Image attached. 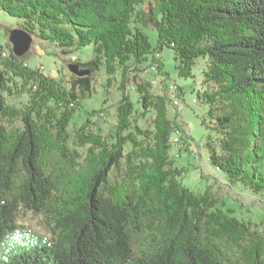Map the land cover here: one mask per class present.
<instances>
[{
  "label": "trees",
  "instance_id": "1",
  "mask_svg": "<svg viewBox=\"0 0 264 264\" xmlns=\"http://www.w3.org/2000/svg\"><path fill=\"white\" fill-rule=\"evenodd\" d=\"M0 9L64 54L93 45L89 60H74L92 72L120 70L126 80L150 60L169 96L159 52L174 50L183 77L203 60L197 97L220 136L207 142L209 159L232 184L264 195V0H0ZM27 53L11 49L0 68V264H264V239L242 245L248 224L182 182L171 137L179 132L187 150L192 139L148 83L138 85L139 102L155 109L154 129L132 125L126 96L115 142L89 130L88 118L76 131L88 145L82 154L69 146L68 126L92 76L71 72L65 84L27 67ZM16 79L29 96L22 107L4 95ZM21 209L43 216L51 236L20 223ZM227 244L242 248L237 261Z\"/></svg>",
  "mask_w": 264,
  "mask_h": 264
},
{
  "label": "rangeland",
  "instance_id": "2",
  "mask_svg": "<svg viewBox=\"0 0 264 264\" xmlns=\"http://www.w3.org/2000/svg\"><path fill=\"white\" fill-rule=\"evenodd\" d=\"M21 22L20 19L10 16L0 9V47L2 46L0 49V68L2 69H5V63L11 59L12 44L9 40V34L12 30L19 28ZM146 32L149 34L151 43L156 45V30L148 28ZM92 55L93 45L81 47L72 54H64L54 44L35 37L29 52L26 54L25 65L31 69H39L44 74L68 84L72 72L70 65L75 64L74 60L87 61ZM158 56L164 63V73L168 74L169 84L176 83L181 87L182 91L177 102L174 101L172 95L169 96L168 88L166 89L164 85V75L158 71L156 65H151L150 60L130 69L126 80L123 79L120 70L110 75L104 67L99 71L92 72L86 66L77 65L78 75L90 74L92 76L93 90L90 95L81 100V105L72 115L68 126L69 146L82 154L87 152L88 145H80L76 131L88 118L90 119L89 130L101 134L110 143L115 142L119 121L118 106L126 96L135 103L137 110L130 117L132 125H137L143 130L154 129L155 109L152 106L143 108L139 102L138 85L148 83L153 101L164 100L167 104L168 117L170 119L176 118L192 139L191 146L187 150L182 141L178 139L179 132L175 131L171 137L175 165L184 173L181 175L182 182L198 195L207 193L215 207L223 206L229 214L248 224L251 236L242 240V245L250 246L253 238V240L264 239V195H256L232 184L226 175L218 170L209 159L207 142L213 140L218 144L220 136H218L214 122L208 114L209 106L197 97L203 79L204 61L199 60L194 66V77H183L179 75L176 68L177 61L172 48L164 47ZM8 75L10 78L9 72ZM16 80L17 86L8 82L10 91L7 90L4 95L9 104L14 107H22L29 96L26 92L23 93L24 89L20 88L21 81ZM33 89L36 90V85ZM169 89L171 88L169 87ZM10 125L11 127L20 126L21 122L17 118L14 119V124L11 123ZM138 135L139 140L146 141L144 135L139 133ZM113 176L120 177V171H113ZM18 221L33 231L48 237L51 236L48 221L41 215L21 209ZM226 251L231 260L235 262L238 260L242 248L236 244H227Z\"/></svg>",
  "mask_w": 264,
  "mask_h": 264
},
{
  "label": "water",
  "instance_id": "3",
  "mask_svg": "<svg viewBox=\"0 0 264 264\" xmlns=\"http://www.w3.org/2000/svg\"><path fill=\"white\" fill-rule=\"evenodd\" d=\"M9 40L12 44L14 54L22 56L29 51L33 37L22 28H16L10 32ZM77 65L78 64L70 65L72 72L77 73Z\"/></svg>",
  "mask_w": 264,
  "mask_h": 264
},
{
  "label": "built area",
  "instance_id": "4",
  "mask_svg": "<svg viewBox=\"0 0 264 264\" xmlns=\"http://www.w3.org/2000/svg\"><path fill=\"white\" fill-rule=\"evenodd\" d=\"M3 52H7V51H3ZM170 88L172 89L173 93H172V97H174V101L177 102L178 101V97L176 95V91H175V85L174 84H171L170 85Z\"/></svg>",
  "mask_w": 264,
  "mask_h": 264
}]
</instances>
